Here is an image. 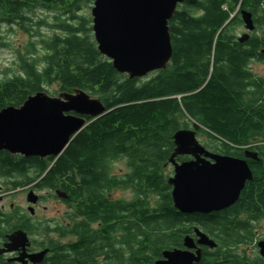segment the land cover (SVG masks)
<instances>
[{
  "label": "trees",
  "instance_id": "obj_1",
  "mask_svg": "<svg viewBox=\"0 0 264 264\" xmlns=\"http://www.w3.org/2000/svg\"><path fill=\"white\" fill-rule=\"evenodd\" d=\"M4 1L9 29L32 40L17 52L18 72L0 80V111L19 108L28 97L57 86L60 93L82 90L98 98L106 113L87 118L84 129L56 159L0 152V179L9 190L71 188L99 201L100 191L130 189L136 200L126 204L131 205L128 210L123 204L120 208L131 212L130 230L142 240L136 264H144L148 231L150 240L178 234L172 228L179 220L166 170L173 135L195 123L198 134L208 138V147L223 156H233V149L255 136L264 139V87L248 69L251 61H264V32L244 43L233 33L243 24L241 11L251 14L254 30H261L264 0H187L179 5L168 23L172 58L165 70L142 79L118 74L99 54L90 19L78 16L93 0H0V16ZM37 10L51 21L36 18ZM259 151L264 159V149ZM120 160L127 172L117 181L110 172ZM261 166L264 169V162ZM151 195L157 196L159 211L150 209L148 218L145 199ZM244 200L250 216L258 215L264 208V187L256 198ZM97 203L90 207L104 208L105 213L114 206ZM153 246L150 241V249Z\"/></svg>",
  "mask_w": 264,
  "mask_h": 264
},
{
  "label": "flooded vegetation",
  "instance_id": "obj_2",
  "mask_svg": "<svg viewBox=\"0 0 264 264\" xmlns=\"http://www.w3.org/2000/svg\"><path fill=\"white\" fill-rule=\"evenodd\" d=\"M1 6L4 7V15L0 16V24L6 27V31L15 32L9 29L6 2ZM255 30L247 34L248 40L253 34L264 32V26ZM252 64H258L264 71V61L248 64L250 73L259 78L260 86L264 87V75L254 74ZM203 147L210 153L223 156L208 146ZM261 147L264 149V139L255 136L249 139L247 145L233 149V156H228L243 161L251 174V179L245 182L238 199L230 207L207 214H183L173 207L172 202L174 214L179 220L172 228L178 234L172 238L150 240L148 231L147 260L144 264L169 262L164 254H176L175 259H181V264H264V208L251 217L245 200L242 201L250 196L256 198L263 191L264 169L261 165L264 159L260 157ZM192 160L191 157H178L176 162ZM167 167L172 168L170 178L173 167ZM125 173L115 174L111 170L110 177L118 181ZM30 191L36 197L34 203L28 200ZM18 193L25 196L23 205L11 203L7 207L5 199ZM123 193L129 196L124 197ZM86 194L71 188L62 191L35 189L33 186L7 189L0 194V264H136L137 243L142 240L134 237V227L130 223L133 220L128 219L131 212H124L128 210L126 208H131L126 204L136 200L135 192L114 187L100 191V201L114 205L106 213L104 208L90 207L100 201L93 197H81ZM145 202L147 217L150 218V209L159 211L158 198L151 195ZM121 204L126 206L124 211L120 208ZM48 205L55 210L52 216L47 215ZM15 235H18L16 241L10 240ZM150 241L154 244L152 249Z\"/></svg>",
  "mask_w": 264,
  "mask_h": 264
},
{
  "label": "water",
  "instance_id": "obj_3",
  "mask_svg": "<svg viewBox=\"0 0 264 264\" xmlns=\"http://www.w3.org/2000/svg\"><path fill=\"white\" fill-rule=\"evenodd\" d=\"M186 1L93 0L91 29L99 54L111 62L118 74L129 79L165 70L172 58L168 23L177 7ZM240 15L245 30L253 31L251 14L241 11ZM247 40V34L238 37L239 43ZM105 113L102 102L82 90L62 92L57 97L38 92L19 108L0 111V152L56 159L84 129L87 118L99 119ZM199 130L194 123L191 129L177 131L168 160L173 167L167 181L172 188L173 207L183 214H207L230 207L251 179L243 161L208 152L197 140ZM178 157L193 160L178 163ZM35 198L30 191L28 200L34 203ZM17 238L15 235L10 240ZM164 256L169 262L157 264H181L176 254Z\"/></svg>",
  "mask_w": 264,
  "mask_h": 264
},
{
  "label": "rangeland",
  "instance_id": "obj_4",
  "mask_svg": "<svg viewBox=\"0 0 264 264\" xmlns=\"http://www.w3.org/2000/svg\"><path fill=\"white\" fill-rule=\"evenodd\" d=\"M92 5L93 4L83 5L81 7V10L78 12V16L84 17L86 19H90L91 21L90 12ZM34 16L36 18L41 17L43 19H46L47 21H51L52 19V17L42 13L39 10L36 11ZM6 30H7L6 27L0 24V80L9 78L13 76V74L18 72L17 52H23V48L25 47V45L32 40L28 35H26L21 31L16 30L15 32H8ZM43 32L49 34L46 30H43ZM233 33H235V36L237 37H241L244 34H250L245 30L243 24L238 25L233 31ZM258 33H260V31ZM251 70L254 74H257L259 76L264 75V71L262 70V67L259 66L258 64L256 65L252 64ZM45 89L47 94L51 97H57L58 94L60 93L58 91L57 86L46 87ZM197 140L202 146L209 145L208 138L203 134H198ZM166 170L168 174L172 173L171 167H167ZM112 171L115 174H124L125 172H127L124 161L120 160L114 162L112 164ZM4 191H7V188L4 185V181L0 179V194H2ZM122 196L128 197L129 194L123 193ZM24 201H25V196H23L21 193H18L12 197L6 198L4 204H6L7 207L11 203L15 205H23ZM54 213L55 210L52 207H49L47 211V215L52 216V214Z\"/></svg>",
  "mask_w": 264,
  "mask_h": 264
}]
</instances>
